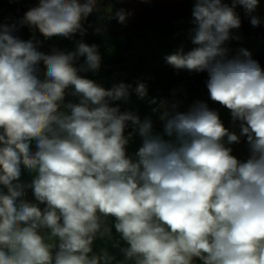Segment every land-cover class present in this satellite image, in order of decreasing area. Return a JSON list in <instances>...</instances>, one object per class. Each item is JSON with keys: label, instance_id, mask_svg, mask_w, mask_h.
<instances>
[{"label": "clouds", "instance_id": "obj_1", "mask_svg": "<svg viewBox=\"0 0 264 264\" xmlns=\"http://www.w3.org/2000/svg\"><path fill=\"white\" fill-rule=\"evenodd\" d=\"M259 3L195 0L196 47L165 57L177 70L207 73L209 98L240 122L239 136L199 100L184 112L172 104L160 116L163 133H155L151 118L110 106L133 92L146 99V83L105 89L79 74L100 69L97 45L38 50L36 31L45 39L83 34L97 0H38L23 18L0 23V264H113L106 249L97 255L92 247L111 239L112 227L127 245L117 264H264V68L246 49L228 58L224 47L239 39L236 7L251 14ZM128 15L114 13L120 23ZM251 24L260 20L252 16ZM23 26L32 38L15 35ZM69 89L78 103H64ZM134 134L142 143L129 156ZM241 136L250 153L244 161L224 143ZM22 169L34 173L30 183L21 182ZM26 189L38 203L24 199Z\"/></svg>", "mask_w": 264, "mask_h": 264}, {"label": "rangeland", "instance_id": "obj_2", "mask_svg": "<svg viewBox=\"0 0 264 264\" xmlns=\"http://www.w3.org/2000/svg\"><path fill=\"white\" fill-rule=\"evenodd\" d=\"M194 0H97L96 12L105 16L101 20H85L83 34L76 33L71 39L52 37L45 39L38 31L35 39L41 42L38 50L50 54L53 49L64 52L75 51L79 42L95 44L101 55V67L97 72H80L83 77L91 79L110 89L114 84L123 82L136 86L137 82H144L148 86V97L139 99L135 93H131L129 101L111 102L110 106H119L120 110L135 112L141 120L151 118L155 133H163V122L160 119L163 111H171V105L177 104L176 111H187L195 101H204L209 107H214L215 102L209 98L205 81L207 73H195L187 70H177L166 62L165 57L176 53L183 48L187 53L196 45H193L189 32L194 27L192 20V3ZM124 9L127 16L125 23H120L115 17L116 10ZM26 8L16 6L0 0V23H12L23 18ZM23 40L32 38L33 33L27 26H23L15 33ZM226 42L224 47L232 45ZM229 56V54L227 53ZM235 56V55H233ZM232 57V55L230 56ZM84 57L78 58L75 63L77 68L84 64ZM40 78L43 79L45 68L40 65ZM72 89L68 90L64 103H78L79 98L71 95ZM155 98L157 104H149V100ZM165 100L167 104L160 108L159 101ZM154 108L159 110L153 112ZM131 124L125 129V135L132 132ZM141 138L134 134L127 146L129 156H134L141 146ZM226 147L231 146L224 138ZM31 147L35 148L34 143ZM33 174L22 169L21 182L30 183ZM24 199L38 203L31 189H26ZM45 205L40 204L43 209ZM109 225L114 220L109 218ZM42 234L47 235V231ZM119 241V246H116ZM127 245L120 239L115 228L112 227L111 239H96L92 245L95 254H101L102 249L115 259L113 264L124 260L120 251ZM127 264H133L128 261ZM194 264H201L199 260Z\"/></svg>", "mask_w": 264, "mask_h": 264}, {"label": "crops", "instance_id": "obj_3", "mask_svg": "<svg viewBox=\"0 0 264 264\" xmlns=\"http://www.w3.org/2000/svg\"><path fill=\"white\" fill-rule=\"evenodd\" d=\"M195 0L192 3V8ZM225 3L231 4V0H224ZM237 15L241 20V27L238 30H233V36L239 37V39H230L229 41L233 44L226 47L228 49V54L238 55L240 49H246L250 54L256 53L261 49H264V0H260L259 6L256 10L247 14L242 6H237L235 9ZM252 16L257 17L260 20V24L257 27H253L251 24ZM227 41V42H229ZM213 109L218 110L220 114V119L223 122L224 126L229 129V131L234 132L238 136L240 135V122L237 121L233 123L231 119L230 111L219 105L218 103H214ZM227 141V137H226ZM232 148V155L237 157V159L244 161L246 160L250 153L247 145L246 137H240V143L229 144Z\"/></svg>", "mask_w": 264, "mask_h": 264}, {"label": "trees", "instance_id": "obj_4", "mask_svg": "<svg viewBox=\"0 0 264 264\" xmlns=\"http://www.w3.org/2000/svg\"><path fill=\"white\" fill-rule=\"evenodd\" d=\"M4 1L9 2L10 4L16 6L25 7L26 11H28L31 7L35 6L38 3V0H4ZM103 18H105L103 14H101L100 12L93 11L85 20L95 21V20H101ZM85 20L82 21V27L83 24L85 23ZM232 57H228V58H232ZM251 58L258 61L261 67L264 68V49H261L260 51L251 54Z\"/></svg>", "mask_w": 264, "mask_h": 264}]
</instances>
